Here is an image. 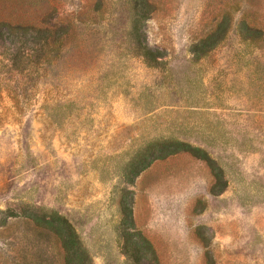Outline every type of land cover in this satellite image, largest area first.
<instances>
[{"label": "rangeland", "instance_id": "rangeland-1", "mask_svg": "<svg viewBox=\"0 0 264 264\" xmlns=\"http://www.w3.org/2000/svg\"><path fill=\"white\" fill-rule=\"evenodd\" d=\"M98 1L100 23L77 22L95 17ZM152 1L144 31L162 53L158 66L133 50L125 0H0L1 20L75 25L59 77L20 95L0 86V264H65L31 210L67 218L85 264H145L134 250L140 237L125 235L126 191L154 251L148 264H264V32L242 41L237 15L196 59L191 46L221 0ZM255 17L264 24V0ZM163 139L205 150L226 184L213 193L211 166L188 151L154 160L129 183L133 157Z\"/></svg>", "mask_w": 264, "mask_h": 264}, {"label": "trees", "instance_id": "trees-1", "mask_svg": "<svg viewBox=\"0 0 264 264\" xmlns=\"http://www.w3.org/2000/svg\"><path fill=\"white\" fill-rule=\"evenodd\" d=\"M131 12L129 40L135 53L148 65L161 64L162 53L151 48L145 38L144 23L156 9L152 0H125ZM222 6L216 20L209 26L207 33L191 46V53L198 59L219 45L231 29L236 16V32L244 42H254L261 39L264 32V24H260L255 17L260 0H221ZM101 3L98 1L95 11L97 15L89 19L80 18L77 22L85 25H98L100 23ZM75 26V25H74ZM73 21H49L39 22L21 19H0V86L4 85L15 95L33 92L39 83H50L58 76L60 61L68 40V34L74 28ZM27 78L22 80V78ZM5 84H2V82ZM12 84H15L14 86ZM30 86V87H29ZM181 151H188L195 157L206 160L214 173L217 183L211 191L214 193L219 182L225 181L221 177V171L208 153L189 143L177 139H163L151 142L128 164V181L132 183L134 178L145 170L154 160L163 159L169 155ZM131 191H126L122 197L123 224L128 229L125 232L127 238L140 237V246L134 248L139 252L137 261L143 259L145 264L155 260L151 244L143 238L134 227L131 207L128 206L127 196ZM10 216H18L10 214ZM34 223L53 232L58 238L64 252L65 264H85L86 251L83 248L79 236L69 220L56 212L50 214L30 211L28 216ZM125 228V229H126ZM130 248L131 244L128 243Z\"/></svg>", "mask_w": 264, "mask_h": 264}]
</instances>
